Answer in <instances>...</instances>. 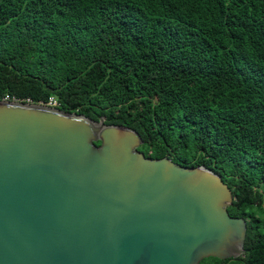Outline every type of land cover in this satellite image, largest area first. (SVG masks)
<instances>
[{
    "label": "trees",
    "instance_id": "trees-1",
    "mask_svg": "<svg viewBox=\"0 0 264 264\" xmlns=\"http://www.w3.org/2000/svg\"><path fill=\"white\" fill-rule=\"evenodd\" d=\"M4 95L54 96L216 172L243 252L197 264H264V0H0Z\"/></svg>",
    "mask_w": 264,
    "mask_h": 264
},
{
    "label": "water",
    "instance_id": "water-1",
    "mask_svg": "<svg viewBox=\"0 0 264 264\" xmlns=\"http://www.w3.org/2000/svg\"><path fill=\"white\" fill-rule=\"evenodd\" d=\"M0 99V264H197L243 252L216 172L144 156L130 127ZM97 141V143H95Z\"/></svg>",
    "mask_w": 264,
    "mask_h": 264
},
{
    "label": "built area",
    "instance_id": "built-area-1",
    "mask_svg": "<svg viewBox=\"0 0 264 264\" xmlns=\"http://www.w3.org/2000/svg\"><path fill=\"white\" fill-rule=\"evenodd\" d=\"M1 99H5V100H17L13 97L11 98H8L6 95H4ZM39 103H42V104H46V105H49V106H57V100L54 96H49L47 97L46 101L45 102H39Z\"/></svg>",
    "mask_w": 264,
    "mask_h": 264
},
{
    "label": "clouds",
    "instance_id": "clouds-1",
    "mask_svg": "<svg viewBox=\"0 0 264 264\" xmlns=\"http://www.w3.org/2000/svg\"><path fill=\"white\" fill-rule=\"evenodd\" d=\"M18 100V99H17ZM39 102H41V101H39ZM39 102H35V103H39ZM45 102V101H44ZM42 104V103H41ZM53 107V106H52ZM54 107H56L57 108V106H54Z\"/></svg>",
    "mask_w": 264,
    "mask_h": 264
}]
</instances>
